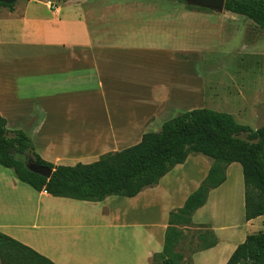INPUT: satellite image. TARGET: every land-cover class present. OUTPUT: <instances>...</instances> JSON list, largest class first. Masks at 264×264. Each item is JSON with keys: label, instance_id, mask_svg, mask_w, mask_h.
<instances>
[{"label": "crops", "instance_id": "1", "mask_svg": "<svg viewBox=\"0 0 264 264\" xmlns=\"http://www.w3.org/2000/svg\"><path fill=\"white\" fill-rule=\"evenodd\" d=\"M198 15L152 10L138 0L0 5V115L6 128L25 132L43 160L72 166L134 145L176 114L203 107L197 58L181 56L190 46L181 24ZM211 163L189 155L135 196L101 201L37 191L0 165V232L55 264H150L163 249L169 212L198 188ZM231 164L225 181L193 213L194 225L208 223L201 221L207 207L218 223L235 222L240 209L244 218L242 168L236 169L242 187L229 188ZM211 229L217 244L194 253L192 264H225L247 236L244 231L233 243V229L222 242Z\"/></svg>", "mask_w": 264, "mask_h": 264}, {"label": "trees", "instance_id": "2", "mask_svg": "<svg viewBox=\"0 0 264 264\" xmlns=\"http://www.w3.org/2000/svg\"><path fill=\"white\" fill-rule=\"evenodd\" d=\"M13 4L0 2L5 7ZM224 6L226 11L247 17L264 31V0H225ZM194 154L212 159L208 174L181 207L169 212L163 249L152 256L150 264L156 261L192 264L191 256L181 252L183 228L194 226L193 213L205 204L209 191L225 181L226 168L233 162L242 168L244 219L249 221L264 215V125L253 130L238 123L229 113L194 108L166 120L159 130L144 133L138 143L106 152L91 163L54 166L34 151L25 132L8 130L6 119L0 115V165L11 169L16 179L52 196L86 201H101L110 195L132 197L156 185L172 167ZM26 161L51 168L53 172L49 178L33 173L26 167ZM201 226L205 231L196 235L200 243L191 249V254L218 242L208 225ZM0 264L55 263L0 232ZM225 264H264V231L248 234Z\"/></svg>", "mask_w": 264, "mask_h": 264}, {"label": "rangeland", "instance_id": "3", "mask_svg": "<svg viewBox=\"0 0 264 264\" xmlns=\"http://www.w3.org/2000/svg\"><path fill=\"white\" fill-rule=\"evenodd\" d=\"M51 1L57 3L61 0ZM129 1L137 2V0ZM138 1L152 10L199 12L200 15L196 19L184 21V24H181L184 27L180 31L184 45H190L184 47L189 52L181 56L197 58L192 61H198L197 68L204 87L203 107L229 113L238 123L247 125L253 130L264 125L263 30L247 17L231 11L215 12L188 7L182 0ZM236 169L241 170L240 164L232 163L229 168V188L242 187V178ZM203 217L204 220L201 221L208 223L197 224L200 225L199 228L195 225L187 229L183 228L184 239L181 252L186 257H192L191 249L200 243L196 235L198 232L205 231L202 224L217 229L222 242L230 238L233 229L236 231L233 243L241 239L244 231L246 235L264 231V216L248 224L244 221L241 209L237 220L233 223H218L208 207L204 209ZM219 221H222V218H219ZM186 257L184 259L187 261ZM152 263L163 264L161 261Z\"/></svg>", "mask_w": 264, "mask_h": 264}, {"label": "water", "instance_id": "4", "mask_svg": "<svg viewBox=\"0 0 264 264\" xmlns=\"http://www.w3.org/2000/svg\"><path fill=\"white\" fill-rule=\"evenodd\" d=\"M15 1L16 0H0V2L5 4H12ZM183 1L189 5L210 9L215 12H223L224 10H226L224 6L225 0H183ZM25 165L28 168V170H30L31 172L39 174L46 178H49L53 172V169L37 164L32 161H26Z\"/></svg>", "mask_w": 264, "mask_h": 264}]
</instances>
